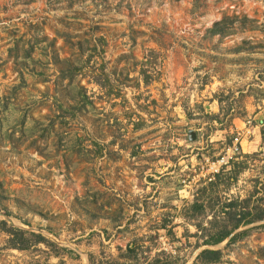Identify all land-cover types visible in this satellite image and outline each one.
I'll return each instance as SVG.
<instances>
[{"label": "rangeland", "instance_id": "obj_1", "mask_svg": "<svg viewBox=\"0 0 264 264\" xmlns=\"http://www.w3.org/2000/svg\"><path fill=\"white\" fill-rule=\"evenodd\" d=\"M263 191L264 0H0V264H264Z\"/></svg>", "mask_w": 264, "mask_h": 264}, {"label": "trees", "instance_id": "obj_2", "mask_svg": "<svg viewBox=\"0 0 264 264\" xmlns=\"http://www.w3.org/2000/svg\"><path fill=\"white\" fill-rule=\"evenodd\" d=\"M250 196L237 201H229L225 203L224 206L221 207V212L225 216L223 221L219 224H216L214 228L203 229V236L205 239L203 240L204 245H215L226 238L228 241L233 239L235 236L234 231L237 230L240 226H244L255 221H263L264 220V191L260 199L253 204H250ZM193 204L192 206H194ZM212 222L216 223V217L212 218ZM5 224L4 222H1ZM213 227V226H212ZM198 228V227H197ZM5 232L9 234L8 243L13 248H26L25 244L17 245L19 240L24 236L25 231L15 228L9 227L4 229ZM170 232V229H168ZM233 234V235H232ZM30 236H33V242H42L44 241V237L40 234L30 233ZM30 242V241H29ZM136 245L135 243H130L126 245V257H135ZM222 257L221 251L219 249H211L204 248L202 249L194 258L192 264H216L220 262ZM158 260H153L148 262L147 264H158ZM160 264H183L178 261L176 257H172L171 255L167 257L165 261Z\"/></svg>", "mask_w": 264, "mask_h": 264}, {"label": "built area", "instance_id": "obj_3", "mask_svg": "<svg viewBox=\"0 0 264 264\" xmlns=\"http://www.w3.org/2000/svg\"><path fill=\"white\" fill-rule=\"evenodd\" d=\"M236 150H237L236 147L229 148L228 156L225 159L222 160V163L223 164L227 163L229 161V158L231 157L230 154L231 153L233 154ZM218 170H219V167H216V169L214 171L218 172Z\"/></svg>", "mask_w": 264, "mask_h": 264}, {"label": "water", "instance_id": "obj_4", "mask_svg": "<svg viewBox=\"0 0 264 264\" xmlns=\"http://www.w3.org/2000/svg\"><path fill=\"white\" fill-rule=\"evenodd\" d=\"M188 137L190 140H193L195 138V135H194V133L191 132V133H189Z\"/></svg>", "mask_w": 264, "mask_h": 264}]
</instances>
